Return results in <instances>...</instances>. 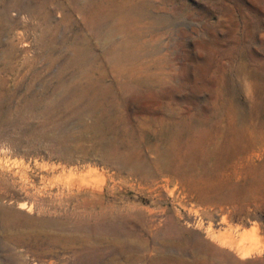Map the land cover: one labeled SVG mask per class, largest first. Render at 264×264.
I'll return each instance as SVG.
<instances>
[{
	"label": "rangeland",
	"instance_id": "obj_1",
	"mask_svg": "<svg viewBox=\"0 0 264 264\" xmlns=\"http://www.w3.org/2000/svg\"><path fill=\"white\" fill-rule=\"evenodd\" d=\"M86 3L0 0V264H264V0H143L114 32ZM82 38L102 116L67 107ZM125 38L147 69L118 79Z\"/></svg>",
	"mask_w": 264,
	"mask_h": 264
},
{
	"label": "bare ground",
	"instance_id": "obj_2",
	"mask_svg": "<svg viewBox=\"0 0 264 264\" xmlns=\"http://www.w3.org/2000/svg\"><path fill=\"white\" fill-rule=\"evenodd\" d=\"M65 1L69 3H80L84 0ZM85 1H87V3L84 6H80L79 11L84 14L87 23L96 30H102L103 27L108 25L109 30L112 32L115 30L117 31V29L119 30L118 25L132 19L134 17L132 14H139L142 11L143 5V0ZM110 7L115 8V17H111L110 14H105V12ZM109 11H111V9H109ZM112 18H115L113 22H111ZM132 38H125L120 43L109 48V54L113 59L111 69L114 71L118 79H122V77L125 75H130L133 73L138 74L146 68L144 65L138 63H129V57L136 58L137 56V54L135 55L133 52H127V50L132 48ZM82 45L83 49L77 52L78 54L72 61V64L79 70L77 76L82 80L79 82H73L70 88L69 86L65 87V91H70L74 95L73 101L67 103V107L76 108L77 110L79 109L82 112L89 113L93 116H102L106 113L107 105L109 103L112 105L117 104V102L121 99V96H118L116 91H114L112 87H109V85L105 86L101 83L100 80L106 78L105 70L103 66H99L95 63L99 58L90 53L89 42L87 38H82ZM105 63L107 64L106 61ZM106 95H108L109 99L105 98ZM84 101L86 104H84Z\"/></svg>",
	"mask_w": 264,
	"mask_h": 264
}]
</instances>
